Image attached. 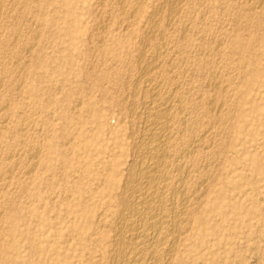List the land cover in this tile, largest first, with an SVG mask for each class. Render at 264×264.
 <instances>
[{"label": "rangeland", "instance_id": "1", "mask_svg": "<svg viewBox=\"0 0 264 264\" xmlns=\"http://www.w3.org/2000/svg\"><path fill=\"white\" fill-rule=\"evenodd\" d=\"M34 1L36 3H34ZM98 1L32 0V2H30L28 6L29 9L27 8V6L23 7L20 3L15 2L13 5H17V12H15L16 9L13 10L15 7H11L12 10L9 8V11H11V15H19L16 19H12L7 22L4 19L5 22L3 21V26L5 27H2V29L0 30L2 39H6V43H10L6 44L8 46L5 48H8L10 45L12 49L14 47H17L16 49H13L14 51H23L22 56L21 53L17 56L20 58L22 57L21 59L18 58L19 61L21 60L20 63L18 60H16L17 57L14 59L15 56L13 57L9 55L10 51L12 52V54L14 53L13 50H10L11 48H9L8 50V55L3 56L2 58L0 57L3 60L6 59V62L8 61L7 63L9 65V68H16L12 71V75L16 77L14 78L12 76V79H10L11 87L14 88L11 89L13 92L11 90L8 92L0 90V94L2 93L0 95L1 102H5L8 106H10V109H8V113L9 115L12 114V116L8 115V119L5 118L7 121L0 120V124L2 126H0V129H2L0 130V132L2 131L1 134H3L1 143L3 144V149L8 148L7 150H9L10 148L8 146L10 144H13L12 149H10L12 150V154H16V156L14 154V156H12V158H14V162H16V158L17 161H20V159L22 158V162L18 161V163L15 164L16 166L14 167V169L16 170L13 169V171L10 173L11 178H13L14 180V185L11 184L10 186H7L8 188L6 187L7 190H4L6 191V193L8 192L11 197H13V204L8 207L5 206L8 204L1 205L2 208L0 207V209L2 211L0 210V216L6 220V226L9 227L8 229L12 228V226H15L17 230L20 229L26 231L28 229L37 232L38 237H40L41 239L44 238L47 241L45 242V244H48V247H45L46 245L43 243L46 249L42 253L34 254L28 264H52L50 262L52 260L55 261V263L53 264L107 263V261L101 255H98V247H96L97 244L93 242V239L99 236H107L109 232H107L108 230L106 229L103 230V228L96 229L98 218H96V216L94 215V210H100L102 205L111 201L110 192L113 191L109 188L110 180H112L113 183L120 182V184L123 181V174L125 171V165L123 163L130 157V152L135 149V143L131 139V136L134 133L136 138H138L140 136L139 134L143 133L146 129V127L143 126L145 124L141 122H144L143 117H141L142 119L140 118V116L142 115L140 113L142 111L141 106L143 105V101H149L153 97L152 94L154 92L159 93V91L161 93L157 95L159 96L158 98H160L161 100L162 95L163 97L165 96L164 98H162V100L166 101L168 99V102L166 101V104L168 103V106H172V110H169L170 113L168 118H170L173 123H169L168 129L170 131L168 130L166 135L170 139V141L168 139V142L170 143V145L168 144V152L170 151L169 153L171 155V158L174 156L177 157H174L171 160L172 162L168 164L167 168L173 167V170L169 169L171 171L172 177L173 174L175 175L173 179L176 178L178 172H182L184 168V173L186 175L188 174V178L186 179L187 182L185 181L184 183L183 189H185L183 190V192L186 191V195L191 200V202L190 200H188L187 202V207L191 214V216L189 217L191 218L186 217L185 219H183V221H180L179 224L180 228L182 227L181 229H183L182 231H179V233L177 232L178 239L175 243L176 248H179L180 246V248L176 251V258L180 261L179 264H264V30H262L264 29V4L258 7L259 3L262 2L261 0H247L248 4L251 5L252 3L255 10L258 7L257 12L255 13L263 14H255L258 19V23L257 26L253 27V25L248 23L245 19L248 17L249 13L244 10L246 9L244 6V2L246 0H181L183 2L180 3H182V5L184 4V6H181L180 4L181 8L178 9V23L177 21H175L174 23L166 16H163L166 11L169 10V6H166V2H164V0H142L143 2L141 0H126L129 5L125 2L124 7H126H122L123 9L121 8V5L118 4L119 0ZM100 1L103 2L100 3ZM159 2H161V4ZM162 3L165 5H163ZM255 3L258 4L255 6ZM162 5L165 7L163 8ZM21 6L23 12H21ZM128 6L132 8L128 9ZM160 6H162V8ZM242 7H244V9ZM24 8H27L26 10H28V13L25 12L26 10ZM158 8L162 10H157ZM126 9L130 11L133 10L134 12L129 16L128 13L124 12V10L126 11ZM153 10L155 13V19L152 21H156L155 24L157 23L158 25L161 23L164 24V26H166V29H164L162 32L163 38L160 39V37H162L160 36L156 39L154 38L156 41H153V38L144 41L142 32L144 29L150 26V24L153 23L152 21L150 23L149 19V16L153 12ZM156 10L159 13L157 12L156 14ZM235 11L237 13H235ZM21 13L22 15H20ZM26 13L29 17L28 20L30 19L31 22L30 20L29 22L25 21L27 20ZM18 18H22V20L24 21H19L20 19ZM261 18L263 19L261 20ZM39 20H41V22ZM168 20H170L171 22ZM16 21H18V23ZM234 21H237V23ZM188 22L189 24H187ZM179 23H182V25H184L186 29H183V27L180 26ZM144 24L146 27H144ZM14 25L18 28V30H20V32L17 33V36L15 37L13 35H11L10 38L6 37L7 26L8 28H13L15 27ZM29 25L32 26V30L33 27L35 29L37 28L36 31H32L30 29L31 27H28ZM37 26L40 27L38 28ZM247 28L249 29L247 30ZM181 31L185 33L184 37H186V43H184V45H186L188 42L186 46L182 45V41L184 38L181 39V37L179 36L182 33ZM32 32H36L33 35L35 37V41H33V36V39H31L32 37H30L32 35ZM38 32H40L41 34ZM37 33L39 34V36L36 35ZM237 34L240 35L241 39L244 42L251 44V47L253 46V52L257 51L259 57L255 55L253 59L254 61L252 63H246L244 61L242 62V59L239 58L238 54H236L235 51L231 52L230 46L233 45L235 36ZM21 35L24 36L26 43L24 42V38ZM12 37L19 40L16 39L15 42L14 38ZM13 40L14 46L12 43ZM21 41H23L24 43L22 42V44ZM27 41L29 42L27 43ZM142 41L145 44H143ZM16 43L17 45L15 46ZM28 44H31L29 48ZM22 45H26L27 48L30 49V51L27 48L25 49L26 46L24 47ZM141 45L144 46V55L138 58V50H140V48L142 47ZM158 46L161 48L157 49L159 48ZM218 46H222V48L218 49ZM216 47L217 49H214ZM3 48H0L1 52ZM95 48L97 51L94 50ZM176 49L180 54L176 51ZM183 49L185 50V53L181 51ZM220 51H224L225 55L222 56L223 53H220ZM27 52L32 53H29L28 55ZM156 53H159L158 56ZM186 53L189 55H187ZM228 54L229 56H227ZM222 58H225V68L222 65ZM152 61H157L158 63H156L157 66L159 65V67L156 66V68H154L152 72L148 74L151 76H145V74H143L140 70L142 69L143 65L146 66L147 63H150ZM22 62L24 63L22 64ZM144 62L146 63V65ZM227 66L231 68L229 69L227 68ZM236 66H238V69ZM243 66L244 68H242ZM249 67H252L250 68V70L254 69V71L259 72L256 76L253 77L252 83H248V79L251 76L250 70L248 69ZM225 69H227L226 72ZM231 69L233 70V72ZM137 70L139 71V73ZM14 71H17V73H15ZM152 73L154 74V76H157L158 74L159 77H154ZM248 73H250L249 76ZM140 74H143V76L141 75L142 77H138V75ZM237 76L239 78H237ZM150 77L152 78L149 79ZM219 77H221V79H219ZM23 78L24 80H22ZM136 78H142V80H136ZM211 79L216 80V82H211ZM217 79L219 80V82ZM160 80L166 83L163 84L164 82H161ZM155 81L157 83L159 82V85ZM217 82L221 87L217 85ZM124 83L127 84H125L126 87H124ZM139 83L143 86H141ZM157 86L158 88H156ZM219 87L220 89H224L220 90ZM232 87L234 89H232ZM153 88H156L158 90L155 89L156 91L154 90L153 93H150V90L152 92ZM207 89H209L210 91ZM146 90L149 92H146ZM132 94L135 98H133V96H130ZM145 95L146 98H144ZM224 96H227V98H224ZM142 97L144 100L142 99ZM124 99L126 101H124ZM127 99L133 102L137 100L134 104H136V109L140 114L135 109L138 114H131V117L133 118H131L130 115L127 114V112L125 113L123 111L124 107L125 111L128 108V103L126 104V102H128ZM171 99L175 102H172ZM185 99L186 101H184ZM200 100L202 101V103L200 102ZM179 101H183L181 103L183 107L185 104V108L183 109L186 111L182 110V107L179 108ZM123 102L125 104L123 105V107H121ZM72 107L74 110L71 109ZM119 108L122 110H120ZM174 108L179 110H175ZM188 108L190 112L189 110H187ZM41 109L44 110L42 111ZM73 111H76V113L74 114ZM219 111H221L222 113ZM44 112L48 114H44ZM225 112L229 113L230 116H228V114ZM233 112H235V114ZM175 114L178 115L176 116V118L178 117L177 119L175 118ZM48 115L50 116V118ZM170 116H173V118L171 119ZM216 116L219 119H217ZM231 116H233L234 118L232 117L231 119ZM128 117H130V119H128ZM179 117L181 118L182 122H180ZM21 118L25 120H22ZM138 118L140 119L138 120ZM201 118L203 120H201ZM19 120L24 121L22 123L23 125L19 124V122H21ZM128 120H131L132 124H128ZM135 120H138V122H136ZM173 120H176V123ZM177 120L181 123L182 126H180L179 123V126L177 127ZM187 121H189V123ZM49 122L51 125L49 124ZM42 123L46 124L41 128ZM171 123L173 127H177L174 128L176 131H174L173 127H171ZM174 123L176 124V126ZM132 125L135 126L136 129H140H138V133H136L137 130ZM190 125L192 128L190 127ZM54 126L56 129L54 128ZM180 127L183 129V131L182 129H180ZM188 127H190V129H188ZM195 127L198 128L195 130ZM17 129L19 131L21 130V134L17 135V132L20 133ZM128 129L132 130V134ZM213 129L214 131H212ZM202 130H204L205 132ZM153 131L154 130L152 129L151 132L153 133ZM172 131L173 135L171 134ZM22 132L24 133L22 134ZM152 133H150V135H152ZM180 133H183L184 135L182 134V136L180 135ZM176 134H178V136ZM122 135L125 136L123 137ZM186 135L188 136V138ZM70 136H72L73 139ZM180 136H182L181 139H184L185 137V140H182L183 142L181 141L182 144H180L181 142H179L181 140ZM37 137L40 140L38 139L36 142L35 139H37ZM175 137H177V141L179 143L175 141ZM189 137H192L193 139ZM198 137L200 139V142L198 140ZM18 138L21 139L17 140ZM201 138L205 139L201 140ZM173 139L174 144H172ZM186 139H189L190 141H187ZM52 140L53 142H51ZM16 141H19L17 142L18 145H14ZM208 141H210V144L208 143ZM40 142L42 143V145L40 144ZM61 142H63V144ZM108 142L110 143L107 144ZM194 142H199L203 145L201 144L200 146L199 143L195 144ZM171 144L173 149H171ZM51 145H54L59 151L57 152L52 150L50 148ZM111 145L114 147V149ZM173 145L176 147L177 145H179L180 147L178 146V148L176 149ZM42 146L44 148H42ZM186 148L188 152H186ZM14 149H16V152L14 151ZM182 149L185 150L181 153ZM192 150H195V153L192 152ZM173 151H175L176 153ZM208 151H210L209 154ZM172 152L175 153L174 156ZM177 152L181 153L183 156L181 154H178ZM190 152L192 153L188 155V153ZM36 153L39 157L36 155ZM17 154L18 156H20L17 157ZM176 154L182 157L180 158ZM184 154L190 156V161H193V165L195 164L197 167L195 165V167H192L191 165L189 166V159L186 160V157L188 158V156H184ZM21 155H23L24 159ZM31 155L32 157H30ZM34 155L37 156L39 160ZM210 156L212 158H210ZM178 159L179 162H177ZM173 161L176 162H174L173 164ZM33 162H35L34 165ZM185 162L188 164L189 168H187V164H185ZM38 164H42V167H36ZM20 165L23 166L21 167ZM174 165L176 166V169ZM179 165L180 167L183 166L181 168L182 170L178 168ZM28 166L31 167V170L28 169ZM33 166H35V171L34 169L32 171ZM20 168L23 169L21 170ZM176 170H178V172ZM18 171L22 172H20L19 174V179H16L15 176H17L18 178ZM27 171L31 172L25 175ZM72 174L74 175L72 176ZM20 176L22 178H20ZM25 177L27 178V181H25ZM172 177L170 176L169 181L172 179ZM173 179L170 182H167V188H177V185H179L178 179H174L175 183L173 182ZM63 180H65V182ZM16 181L19 183L21 189L23 188L22 191L16 185ZM26 189L29 192H27ZM12 190L14 192H11ZM34 192L40 194L42 196V200L34 198V195H30ZM69 193L71 194V196ZM198 196H201L200 199ZM69 197L71 198L69 199ZM84 197L86 198L84 199ZM194 197L196 198V200L194 199ZM197 201L200 202L199 205ZM195 207L197 208V210L194 211V209H196ZM190 208H192L193 210ZM13 212H17L20 215L19 220L15 219L12 216ZM32 214L36 215L37 217L34 218V215ZM197 219L203 220V223L200 226L196 224ZM43 221L47 222L46 225H43ZM166 229L167 228H164L163 232H166ZM99 231L100 233H98ZM180 233L182 236H179ZM169 238H171V236H169ZM169 238L167 239V242L169 241ZM15 241L16 242L13 247L18 248V251L22 254V257H26V255L29 253V244L27 240L24 237H16ZM177 243H179L178 246ZM99 244L105 246L106 241L102 239L101 241H99ZM162 246L160 245L159 247L160 253L157 251L160 258L162 257V255L160 254L163 252H161V249L163 250L164 247ZM188 248L193 249L192 254L189 252ZM57 259H60V261H56Z\"/></svg>", "mask_w": 264, "mask_h": 264}, {"label": "bare ground", "instance_id": "2", "mask_svg": "<svg viewBox=\"0 0 264 264\" xmlns=\"http://www.w3.org/2000/svg\"><path fill=\"white\" fill-rule=\"evenodd\" d=\"M98 1V0H97ZM142 1V0H141ZM190 1V0H189ZM201 1V0H200ZM260 1V0H259ZM262 2H260L259 3V5H258V7L259 6H262L264 3H263V0H261ZM15 2H17V3H20L23 7L24 6H27V8H28V6H29V4H30V2H32V0H0V30L2 29V27H5V26H3V21H4V19H5V21L7 22V21H10V20H14V19H16L17 18V16L19 15H17V16H14V15H11V11H9L10 9L12 10V8L13 7H15L13 10H15V12H17V8H16V6L17 5H13ZM45 2V1H44ZM103 1H100V3H102ZM119 3L118 4H120L121 5V8L122 7H124V5H125V2H126V0H119L118 1ZM143 2V1H142ZM164 2H166V6L168 7L169 6V10L168 11H166V13L163 15V16H166L167 18H169L171 21H173L174 23H175V21H177V23H178V17H177V12L179 11L178 9L179 8H181L180 7V4H181V6H184V4L182 5V3H180V2H183V1H181V0H164ZM163 2V3H164ZM244 2V1H243ZM242 2V3H243ZM258 2V1H257ZM16 3V4H17ZM34 3H36L35 1H34ZM98 3H99V1H98ZM111 3V2H110ZM160 4H161V2H159ZM162 3V4H163ZM245 4H244V6H245V8L246 9H244V7H242L245 11H247V12H249L248 13V17L247 18H245L246 19V21L248 22V23H250L251 25H253V27L254 26H257V23H258V19H257V17L255 16V14L256 15H263V14H260V13H255V12H257V8H256V10H255V8H254V6L252 5V3H251V5L250 4H248V2H247V0L244 2ZM126 4H128L127 2H126ZM204 4V3H203ZM258 4V3H257ZM256 3L254 4L255 6L257 5ZM13 5V6H12ZM49 5V4H48ZM98 5V4H97ZM129 5V4H128ZM132 5H133V3H132ZM163 5H165V4H163ZM162 5V6H163ZM200 5H201V3H200ZM205 5V4H204ZM229 5V4H228ZM22 6H21V9H22ZM31 6V5H30ZM155 6V5H154ZM159 6V5H158ZM157 6V7H158ZM162 6H160L161 8H162ZM12 7V8H11ZM19 7H20V5H19ZM126 7V6H125ZM124 7V8H125ZM156 7V8H157ZM165 6H163V8H164ZM224 7V6H223ZM231 7V6H230ZM236 7V6H235ZM10 8V9H9ZM26 8V9H27ZM92 8H94V7H92ZM130 7L128 6V9H129ZM132 8V7H131ZM130 8V9H131ZM183 8V7H182ZM229 8V7H228ZM234 8V7H233ZM232 8V9H233ZM261 8V7H260ZM264 8V7H263ZM20 9V10H21ZM25 9V8H24ZM25 9V10H26ZM29 9V8H28ZM123 9V8H122ZM167 9V8H166ZM219 9V8H218ZM33 10H35V9H33ZM155 10V9H154ZM154 10H153V12L150 14V23H151V21L152 20H154L155 19V13H154ZM157 10H162V9H157ZM155 11L156 12V14H157V12L158 11ZM230 10V9H229ZM238 10V9H237ZM120 11V10H119ZM123 11V10H122ZM121 11V12H122ZM140 11V10H139ZM13 12V11H12ZM19 12V11H18ZM21 12H23V9L21 10ZM25 12H27L28 13V10H26ZM24 12V13H25ZM37 12V11H36ZM96 12V11H95ZM103 12V11H102ZM124 12L125 13H128L129 14V16H130V14H132L134 11L133 10H127L126 9V11L124 10ZM161 12V11H160ZM260 12V11H259ZM23 13V14H24ZM27 13H26V15H27ZM35 13V12H34ZM93 13V12H92ZM111 13V12H110ZM159 13V12H158ZM193 13V12H192ZM206 13V12H205ZM231 13V12H230ZM235 13H237L236 11H235ZM12 14H14V13H12ZM96 14V13H95ZM190 14V13H189ZM227 14V13H226ZM15 15H16V13H15ZM20 15H22V13L20 14ZM33 15V14H32ZM105 15V14H104ZM103 15V16H104ZM136 15V14H135ZM194 15V14H193ZM206 15V14H205ZM244 15V14H243ZM25 16V15H24ZM102 16V17H103ZM113 16V15H112ZM160 16V15H159ZM236 16V15H235ZM242 16V15H241ZM240 16V17H241ZM34 17V16H33ZM33 17H32V19H33ZM96 17V16H95ZM101 17V16H100ZM154 17V18H153ZM184 17V16H183ZM226 17V16H225ZM244 17V16H243ZM24 18V17H23ZM28 15H27V20H25V21H28L29 22V20H28ZM57 18V17H56ZM104 18V17H103ZM153 18V19H152ZM161 18V17H160ZM238 18V17H237ZM18 19H20V18H18ZM17 19V20H18ZM37 19V18H36ZM102 19V18H101ZM157 19V18H156ZM186 19V18H185ZM193 19V18H192ZM244 19V20H245ZM263 18H261V20H262ZM22 20V18L19 20V21H21ZM38 20V19H37ZM36 20V21H37ZM97 20V19H96ZM130 20V19H129ZM148 20V19H147ZM159 20V19H158ZM170 20H168V21H170ZM191 20V19H190ZM189 20V21H190ZM225 20V19H224ZM235 20V19H234ZM260 20V19H259ZM264 20V19H263ZM4 21V22H5ZM22 21H24V20H22ZM40 22H41V20H39ZM38 21V22H39ZM101 21V20H100ZM165 21V20H164ZM170 21V22H171ZM187 21H188V19H187ZM17 23H18V21H16ZM30 22H31V20H30ZM107 22V21H106ZM121 22V21H120ZM135 22V21H134ZM153 22V21H152ZM156 22V21H155ZM155 22H153L152 24H150V26H148L146 29H144L143 30V32H142V34H143V40L144 41H146V40H150V39H152L153 41H156L155 39L157 38V37H160V36H162V32H163V30L164 29H166V26H164V24H155ZM234 22H236L237 23V21H234ZM13 23V22H12ZM17 23H16V25H17ZM21 23H23V22H21ZM20 23V24H21ZM27 23V22H26ZM34 23V22H33ZM33 23H32V25H33ZM36 23V22H35ZM43 23V22H42ZM118 23V22H117ZM131 23V22H130ZM173 23V24H174ZM192 23V22H191ZM221 23V22H220ZM245 23V22H244ZM260 23V22H259ZM31 24V23H30ZM147 24V23H146ZM180 24V26H182L183 27V29H186L185 27H184V25H182V23H179ZM187 24H189V22L187 23ZM201 24V23H200ZM11 25V24H10ZM23 25H25V24H23ZM41 25V24H40ZM128 25V24H127ZM165 25H167V24H165ZM237 25V24H236ZM249 25V24H248ZM262 25V24H261ZM15 26V25H14ZM36 26V25H35ZM97 26V25H96ZM106 26V25H105ZM188 26V25H187ZM201 26V25H200ZM217 26V25H216ZM260 26V25H259ZM21 27H22V25H21ZM27 27V26H26ZM28 27H31L30 29L32 30V26H28ZM38 27V26H37ZM40 27V26H39ZM38 27V28H39ZM102 27V26H101ZM144 27H146L145 26V24H144ZM169 27V26H168ZM175 27H176V25H175ZM181 27V28H182ZM191 27V26H190ZM236 27V26H235ZM246 27H248V26H246ZM23 28H24V26H23ZM99 28V27H98ZM171 28V27H170ZM180 28V27H179ZM243 28V27H242ZM245 28V27H244ZM264 28V27H263ZM20 29V28H19ZM37 29V28H36ZM36 29L33 27V30H35L36 31ZM94 29V28H93ZM104 29V28H103ZM197 29V28H196ZM210 29V28H209ZM241 29V28H240ZM249 28H247V30H248ZM255 29H256V27H255ZM258 29V28H257ZM25 30V29H24ZM32 30V31H33ZM216 30V29H215ZM262 30H264V29H262ZM261 30V31H262ZM26 31H27V28H26ZM30 31V30H29ZM166 31V30H165ZM165 31H164V33H165ZM185 31V30H184ZM223 31V30H222ZM246 31V30H245ZM2 32V31H1ZM20 32V30H18V28L15 26V27H13V28H8V26H7V29H6V37H8V38H10L11 37V35H13L14 37L15 36H17V33H19ZM22 32V31H21ZM182 33L179 35L180 37H181V39H183V41H182V45H184V43H186V37H184V35H185V33L183 32V31H181ZM199 32V31H198ZM232 32V31H231ZM252 32V31H251ZM254 32H255V30H254ZM257 32V31H256ZM34 33H36V32H34ZM34 33L32 32V35L30 36V34H29V36L30 37H32L33 35H34ZM38 33H40V32H38ZM36 34V35H38L39 36V34ZM211 33V32H210ZM259 33V32H258ZM262 33V32H261ZM261 33H260V35H261ZM264 33V32H263ZM1 34V33H0ZM41 34V33H40ZM167 34V33H166ZM197 34V33H196ZM200 34V33H199ZM224 34V33H223ZM231 34V33H230ZM257 34V33H256ZM19 35V34H18ZM35 35V36H36ZM95 35V34H94ZM169 35V34H168ZM187 35V34H186ZM201 35V34H200ZM219 35H221V34H219ZM225 35V34H224ZM227 35V34H226ZM22 36V35H21ZM167 36V35H166ZM177 36H178V34H177ZM216 36V35H215ZM257 36V35H256ZM14 37H12V38H14ZM20 37V36H19ZM18 37V38H19ZM23 38H24V36H22ZM34 37V36H33ZM33 37L31 38V39H33ZM103 37H105V36H103ZM179 37V38H180ZM11 38V39H12ZM21 38V37H20ZM26 38H27V36H26ZM29 38V37H28ZM97 38V37H96ZM100 38V37H99ZM155 38V39H154ZM161 38H163V36L162 37H160V39ZM202 38V37H201ZM17 39V38H16ZM16 39L14 38V40H15V42H16ZM139 39V38H138ZM159 39V38H158ZM159 39V40H160ZM188 39V38H187ZM210 39V38H209ZM212 39V38H211ZM14 40L12 41V43L14 42ZM17 40H19V39H17ZM21 40V39H20ZM36 40H37V38H36ZM164 40V39H163ZM166 40V39H165ZM224 40V39H223ZM5 41V42H4ZM26 40H25V38H24V42H25ZM33 41H35V37H34V40ZM97 41V40H96ZM161 41V40H160ZM179 41V40H178ZM205 41V40H204ZM220 41V40H219ZM246 41V40H245ZM11 42V41H10ZM19 42V41H18ZM23 41H21V43H22ZM23 42V43H24ZM29 41H27V43H28ZM30 42H32V41H30ZM36 42H38V41H36ZM143 42V41H142ZM217 42V41H216ZM222 42V41H221ZM22 43V44H23ZM26 43V42H25ZM147 43H150V42H147ZM146 43V44H147ZM155 43V42H154ZM160 43V42H159ZM6 44H10V43H6V39L5 40H3L2 39V35H0V48L2 49L3 47V50H2V52H1V50H0V52H1V54H0V57L2 58L3 56H6V55H8L7 53H8V50H9V48H11L10 47V45H9V47L8 48H5V47H7L8 45H6ZM36 44V43H35ZM35 44H32V45H35ZM95 44V43H94ZM143 44H145L144 42H143ZM161 44V43H160ZM162 44H163V42H162ZM169 44V43H168ZM170 44H172V43H170ZM180 44V43H179ZM187 44H188V42H187ZM186 44V45H187ZM214 44V43H213ZM213 44H212V47H213ZM220 44V43H219ZM263 44V43H262ZM17 45V43L15 44V46ZM20 45V44H19ZM31 45V44H30ZM30 45L28 44V48L30 47ZM186 45H184V46H186ZM206 45V44H205ZM251 44H248V43H246V42H244L242 39H241V37H240V35H236L235 36V39H234V43H233V45H231L230 46V50H231V52H236V54H238V56H239V58H241L242 59V62L244 61V62H246V63H252L254 60V57H255V55L256 56H258V53H257V51H255V52H253V50H252V47L250 46ZM12 46V45H11ZM13 46H14V43H13ZM22 46H24V45H22ZM26 46V45H25ZM24 46V47H25ZM43 46V45H42ZM142 47L140 48V50H138L139 51V54H138V58H140V56L142 57V55H144L143 54V49H144V46L143 45H141ZM175 46V45H174ZM216 46H217V44H216ZM33 47V46H32ZM41 47V46H40ZM61 47V46H60ZM137 47V46H136ZM159 47V46H158ZM202 47V46H201ZM209 47V46H208ZM219 47V46H218ZM256 47V46H255ZM260 47V46H259ZM15 48V47H14ZM13 48V49H14ZM17 48V47H16ZM15 48V49H16ZM27 48V46L25 47V49ZM27 48V49H28ZM161 47H159V48H157V49H160ZM167 48V47H166ZM188 48V47H187ZM220 48H222V46L221 47H219L218 49H220ZM12 48L10 49V50H13ZM21 49V48H20ZM25 49H24V51H25ZM98 49V48H97ZM169 49V48H168ZM173 49V48H172ZM178 49V48H177ZM177 49H176V51H177ZM182 49V48H181ZM206 49V48H205ZM214 49H217V47L216 48H214ZM213 49V50H214ZM23 50V49H22ZM29 51H30V49H28ZM27 50V51H28ZM94 50H96V48L94 49ZM137 50V49H136ZM156 50V49H155ZM162 50V49H161ZM160 50V51H161ZM166 50V49H165ZM188 50V49H187ZM186 50V51H187ZM201 50V49H200ZM199 50V51H200ZM14 51V50H13ZM16 51V50H15ZM14 51V53L12 54V52L10 53L9 52V55L10 56H15L14 57V59L21 53V56L23 55V51L22 52H20V51H16L15 52ZM97 51V50H96ZM154 51V50H153ZM172 51V50H171ZM180 51V50H179ZM181 51H183L184 53H185V50L183 49V50H181ZM192 51V50H191ZM217 51H219V50H217ZM226 51V50H225ZM156 52V51H155ZM169 52V51H168ZM178 52V51H177ZM189 52V51H188ZM197 52V51H196ZM205 52V51H204ZM28 53V52H27ZM30 53V52H29ZM29 53H28V55H29ZM32 53V52H31ZM30 53V54H31ZM97 53V52H96ZM162 53V52H161ZM179 53V52H178ZM210 53V52H209ZM220 53H223L222 54V56H224L225 55V52L223 51V52H221L220 51ZM230 53V52H229ZM12 54V55H11ZM44 54V53H43ZM95 54V53H94ZM157 54V53H156ZM159 54V53H158ZM158 54H157V56H158ZM180 54V53H179ZM187 54V53H186ZM185 54V55H186ZM191 54V53H190ZM155 55V54H154ZM162 55V54H161ZM187 55H189V54H187ZM216 55V54H215ZM103 56V55H102ZM181 56V55H180ZM183 56H184V54H183ZM220 56V55H219ZM227 56H229V54L227 55ZM261 56V55H260ZM24 57V56H23ZM30 57V56H29ZM154 57V56H153ZM156 57V56H155ZM259 57V56H258ZM0 58V90H4V91H10L11 89H14L13 87H11V81H10V79H12V76L14 77V75H12V71L13 70H15V69H13V67L12 68H9L8 66V61L6 62L5 60H3V59H1ZM18 58H20V57H17L16 58V60H18L19 61V59ZM22 58V57H21ZM20 58V59H21ZM60 58V57H59ZM170 58V57H169ZM173 58V57H172ZM184 58V57H183ZM190 58V57H189ZM195 58V57H194ZM110 59V58H109ZM191 59V58H190ZM223 59V62H222V65H223V67L225 68V66H226V62H224V60H225V58H222ZM227 59H228V57H227ZM170 60V59H169ZM176 60V59H175ZM184 60V59H183ZM186 60H188V59H186ZM237 60V59H236ZM263 60V59H262ZM21 61V60H20ZM20 61H19V63H20ZM105 61V60H104ZM215 61V60H214ZM6 62V63H5ZM95 62V61H94ZM138 62V61H137ZM143 62V61H142ZM157 62V61H156ZM156 62H154V61H152V62H150V63H147V65H146V63H145V65L146 66H142L141 64H139V65H141L142 66V69L140 70V71H142V73L143 74H145V76L147 75V76H151V75H148V74H150L151 72H152V70L154 69V68H156V66H157V63ZM173 62V61H172ZM184 62V61H183ZM189 62V61H188ZM208 62V61H207ZM217 62V61H216ZM237 62V61H236ZM24 62H22V64H23ZM161 63V62H160ZM159 63V64H160ZM198 63V62H197ZM205 63V62H204ZM210 63H212V62H210ZM232 63H234V62H232ZM238 63V62H237ZM10 64V63H9ZM26 64V63H25ZM24 64V65H25ZM95 64V63H94ZM209 64V63H208ZM18 65H21V64H18ZM190 65V64H189ZM205 65V64H204ZM211 65V64H210ZM213 65V64H212ZM221 65V66H222ZM235 65V64H234ZM233 65V66H234ZM242 65V64H241ZM23 66V65H22ZM21 66V67H22ZM109 66V65H108ZM141 66H140V68H141ZM164 66V65H163ZM163 66H162V68H163ZM172 66V65H171ZM182 66V65H181ZM187 66V65H186ZM208 66V65H207ZM245 66V65H244ZM244 66L242 67V68H244ZM94 67V66H93ZM157 67H159V65L157 66ZM169 67V66H168ZM175 67V66H174ZM192 67V66H191ZM237 67V69H238V66H236ZM139 68V67H138ZM182 68V67H181ZM187 68H189V67H187ZM207 68V67H206ZM219 68V67H218ZM227 68H229L228 66H227ZM231 68V67H230ZM229 68V69H230ZM250 68H252V67H249L248 69L250 70ZM24 69V68H23ZM22 69V70H23ZM203 69V68H202ZM228 69V70H229ZM241 69V68H240ZM240 69H239V71H240ZM37 70V69H36ZM157 70H159V69H157ZM162 70V69H161ZM160 70V71H161ZM165 70V69H164ZM178 70V69H177ZM226 70L227 69H225V72H226ZM232 70V69H231ZM235 70H236V68H235ZM234 70V71H235ZM24 71V70H23ZM138 71V70H137ZM155 71V70H154ZM169 71H171V70H169ZM200 71V70H199ZM224 71V70H223ZM243 71V70H242ZM15 72V71H14ZM13 72V73H14ZM84 72V71H83ZM89 72V71H88ZM93 72V71H92ZM168 72V71H167ZM177 72V71H176ZM207 72V71H206ZM232 72H233V70H232ZM244 72V71H243ZM15 73H17V71L15 72ZM130 73V72H129ZM138 73H139V71H138ZM158 73V72H157ZM160 73V72H159ZM163 73V72H162ZM166 73V72H165ZM203 73V72H202ZM220 73V72H219ZM237 73H238V71H237ZM250 73H251V76H250V78L248 79V83H252V79H253V77L254 76H256L259 72L258 71H254V69L253 70H250ZM250 73H248V76H249V74ZM23 74V73H22ZM22 74H21V76H22ZM137 74V73H136ZM143 74H140V75H138V77H140L141 75L143 76ZM153 74V73H152ZM156 74V73H155ZM167 74V73H166ZM176 74H178V73H176ZM180 74V73H179ZM185 74V73H184ZM242 74V73H241ZM241 74H239V75H241ZM15 75H17V74H15ZM160 75V74H159ZM163 75V74H162ZM207 75V74H206ZM244 75V74H243ZM242 75V76H243ZM128 76V75H127ZM137 76V75H136ZM141 76V77H142ZM153 76H154V74H153ZM152 76V77H153ZM161 76V75H160ZM209 76V75H208ZM228 76V75H227ZM245 76V75H244ZM16 77V76H15ZM14 77V78H15ZM152 77H150L149 79H151ZM154 77H159L158 76V74H157V76L155 75ZM177 77V76H176ZM187 77V76H186ZM202 77V76H201ZM210 77V76H209ZM222 77V76H221ZM221 77H219V79H221ZM229 77V76H228ZM247 77V76H246ZM102 78V77H101ZM147 78V77H146ZM162 78V77H161ZM165 78V77H164ZM172 78V77H171ZM182 78V77H181ZM196 78H197V76H196ZM237 78H239L238 76H237ZM110 79V78H109ZM138 79H140V78H136V80H138ZM148 79V80H149ZM159 79V78H158ZM235 79V78H234ZM14 80V79H13ZM22 80H24V78L22 79ZM88 80V79H87ZM140 80H142V78L140 79ZM162 80V79H161ZM160 80V81H161ZM213 79H211V82H216V80H213ZM218 80V79H217ZM232 80V79H231ZM236 80V79H235ZM239 80V79H238ZM9 81V82H8ZM16 81V80H15ZM86 81V80H85ZM126 81V80H125ZM144 81V80H143ZM146 81H147V79H146ZM149 81H151V80H149ZM157 81V80H156ZM155 81V82H156ZM166 81V80H165ZM174 81V80H173ZM183 81V80H182ZM206 81V80H205ZM227 81V80H226ZM247 81V80H246ZM21 82V81H20ZM137 82V81H136ZM142 82V81H141ZM152 82V81H151ZM151 82H150V84H151ZM161 82H164V81H161ZM176 82V81H175ZM202 82V81H201ZM218 82H219V80H218ZM218 82H217V85H219L218 84ZM118 83V82H117ZM145 83V82H144ZM154 83V82H153ZM157 83V82H156ZM155 83V84H156ZM159 83V82H158ZM157 83V84H158ZM166 82H164L163 84H165ZM222 83V82H221ZM229 83H230V81H229ZM241 83V82H240ZM239 83V84H240ZM126 83H124V85H125ZM140 84V83H139ZM138 84V85H139ZM156 84V85H157ZM169 84V83H168ZM167 84V85H168ZM176 84H178V83H176ZM186 84V83H185ZM214 84V83H213ZM212 84V85H213ZM231 84H232V81H231ZM127 85V84H126ZM126 85L124 86V87H126ZM135 85V84H134ZM141 85V84H140ZM149 85V84H148ZM159 85V84H158ZM174 85V84H173ZM202 85H203V83H202ZM206 85V84H205ZM255 85V84H254ZM14 86V85H13ZM102 86V85H101ZM120 86V85H119ZM141 86H143V85H141ZM151 86V85H150ZM220 86V85H219ZM225 86V85H224ZM223 86V87H224ZM229 86V85H228ZM244 86V85H243ZM148 87V86H147ZM170 87V86H169ZM168 87V88H169ZM199 87H200V85H199ZM221 87V86H220ZM220 87H219V89H220ZM237 87V86H236ZM57 88V87H56ZM145 88V87H144ZM156 88H158V86L156 87ZM155 88V89H156ZM161 88V87H160ZM154 88H153V90H152V92H151V90H150V93H153L154 92V90H155ZM213 89V88H212ZM218 89V90H219ZM224 88H222V89H220V90H223ZM229 89V88H228ZM231 89V88H230ZM232 89H234L233 87H232ZM47 90V89H46ZM60 90V89H59ZM67 90V89H66ZM129 90V89H128ZM139 90V89H138ZM156 90H158V89H156ZM155 90V91H156ZM183 90V89H182ZM201 90V89H200ZM199 90V91H200ZM207 90H209V89H207ZM219 90V91H220ZM226 90V89H225ZM224 90V91H225ZM253 90V89H252ZM12 91V90H11ZM20 91H22V90H20ZM48 91V90H47ZM118 91V90H117ZM132 91V90H131ZM134 91V90H133ZM169 91V90H168ZM173 91V90H172ZM194 91V90H193ZM204 91V90H203ZM210 91V90H209ZM224 91H221V92H224ZM13 92V91H12ZM54 92V91H53ZM145 92V91H144ZM146 92H149V91H147L146 90ZM177 92V91H176ZM182 92V91H181ZM227 92H228V90H227ZM227 92H226V94H227ZM232 92V91H231ZM102 93V92H101ZM128 93V92H127ZM133 93V92H132ZM134 93H135V91H134ZM149 93V94H150ZM159 93H161L160 91H159ZM159 93L158 92H154L152 95H153V97L149 100V101H143V105L141 106V108H142V111L140 112L142 115L140 116V118L141 117H143V119H144V122L143 121H141L142 123H144L145 125H143L144 127H146V129L144 130V132L143 133H141L140 131V133L141 134H137L138 136V138H136V136H135V134L133 133V135L131 136V139L133 140V142L135 143V149H133V151L132 152H130L131 153V155H130V157L127 159V160H125V162L123 163L124 165H125V171H124V174H123V181L121 182V184H120V182H117V183H113V181L112 180H110V183H109V188L113 191V192H110L111 193V201L109 202V203H105L104 205H102L101 206V209L100 210H94V215L96 216V218H98V220H97V225H96V229H100V228H103V230L104 229H106V230H108L107 232H109V234L107 235V236H99V237H96V238H94L93 239V242L95 243V244H97L96 245V247H98V252H99V254L98 255H101L106 261H107V263L106 264H179L180 263V261L176 258V251H177V249H179L180 248V246H179V248L177 247H175V243H176V241H177V239H178V237H177V232L179 233V231H182L183 229H181L180 228V221H183V219H185L186 217L188 218L189 216H191V214H190V212H189V209H188V207H187V202H188V200H190L189 199V197L186 195V191H184L183 192V190L185 189H183V187H184V183H185V181H186V179L188 178V174L186 175L185 173H184V170H185V168H184V170L181 172V171H179L178 172V170H176L177 172H178V174H177V176H176V178L178 179V182H179V185H177V188L175 189V187H170V188H167V182L169 181V179H170V176L172 177V175H171V171L169 170V169H172V168H167L168 167V164H170V162H172L171 160L174 158V157H177V156H174V154L176 153L175 151H173V152H175V153H173V156L174 157H172L171 158V155H170V151L168 152V144L170 145V143L168 142V139H169V137L166 135V133H167V131L169 130L168 128H169V123L170 122H172L171 120H170V118H168L169 117V110H172V106H168V103L166 104V101L168 100H162V98H164L163 97V95H162V97H161V100H160V98H158L159 96H157V95H159ZM206 93V92H205ZM2 94V93H1ZM0 94V95H1ZM51 94V93H50ZM69 94V93H68ZM117 94V93H116ZM136 94V93H135ZM138 94V93H137ZM225 94V95H226ZM242 94V93H241ZM13 95V94H12ZM56 95V94H55ZM140 95V94H139ZM147 95H148V93H147ZM169 95V94H168ZM176 95V94H175ZM11 96V95H10ZM119 96V95H118ZM125 96V95H124ZM131 97L133 96V94L132 95H130ZM157 96V97H156ZM179 96V95H178ZM203 96V95H202ZM3 97V96H2ZM14 97V96H13ZM13 97H12V99H13ZM29 97V96H28ZM70 97H71V95H70ZM120 97V96H119ZM118 97V98H119ZM123 97V96H122ZM126 97H128V96H126ZM126 97H125V99H126ZM166 97H167V95H166ZM174 97V96H173ZM172 97V98H173ZM217 97V96H216ZM227 98V96H224V98ZM231 97V96H230ZM8 98V97H7ZM133 98H135L134 96H133ZM144 98H146V95L144 96ZM176 98H177V96H176ZM214 98V97H213ZM6 99V98H5ZM27 99V98H26ZM101 99V98H100ZM124 99V101H126ZM132 99V98H131ZM142 99H143V97H142ZM203 99V98H202ZM201 99V100H202ZM207 99V98H206ZM218 99V98H217ZM7 100V99H6ZM119 100H121V99H119ZM128 100V99H127ZM135 100V99H134ZM144 100V99H143ZM170 100V99H169ZM172 100V99H171ZM200 100V102L202 103V101ZM224 100V99H223ZM259 100V99H258ZM137 101V100H136ZM135 101V102H136ZM138 101H140V100H138ZM184 101H186V99L184 100ZM214 101V100H213ZM212 101V102H213ZM25 102V101H24ZM67 102V101H66ZM121 102V101H120ZM135 102H133V101H129L128 100V102H126V104L128 103V108H127V110L125 111L124 110V108H123V111L126 113L127 112V114L128 115H130V117L132 116L131 114H134L135 113V115H136V113L138 112V110L136 109V104H134ZM142 102V101H141ZM168 102V101H167ZM171 102V101H170ZM172 102H175V101H173L172 100ZM181 102H183V101H179V103H178V106H179V108H181L182 107V110H184L183 108H185V104H184V107L182 106V103ZM190 102V101H189ZM235 102V101H234ZM26 103V102H25ZM47 103V102H46ZM50 103V102H49ZM118 103V102H117ZM138 103V102H137ZM188 103V102H187ZM186 103V104H187ZM199 103V102H198ZM204 103V102H203ZM89 104V103H88ZM125 103L123 102V104H122V106L121 107H123V105H124ZM171 104V103H170ZM195 104V103H194ZM200 104V103H199ZM229 104V103H228ZM51 105V104H50ZM120 105H121V103H120ZM203 105V104H202ZM7 105V103H2L1 102V98H0V120H2V121H7L5 118H7L8 119V117L9 116H12V114L11 115H9V113H8V109H10L9 107L10 106H8ZM12 106V105H11ZM39 106V105H38ZM53 106V105H52ZM87 106V105H86ZM90 106V105H89ZM117 106V105H116ZM126 106V105H125ZM188 106V105H187ZM197 106V105H196ZM198 106H200V105H198ZM204 106V105H203ZM202 106V107H203ZM205 106H207V105H205ZM213 106V105H212ZM244 106V105H243ZM13 107V106H12ZM78 107V106H77ZM120 107V106H119ZM170 107H171V109H170ZM191 107V106H190ZM195 107V106H194ZM215 107V106H214ZM227 107V106H226ZM237 107V106H236ZM89 108V107H88ZM140 108V107H139ZM176 108H178V107H176ZM12 109V108H11ZM37 109H39V108H37ZM71 109H73V107L71 108ZM120 109V108H119ZM135 109H136V111H135ZM175 109V108H174ZM202 109V108H201ZM219 109V108H218ZM227 109V108H226ZM225 109V110H226ZM231 109V108H230ZM26 110V109H25ZM42 110V109H41ZM44 110V109H43ZM42 110V111H43ZM74 110V109H73ZM120 110H122V109H120ZM141 110V109H140ZM175 110H179V109H175ZM174 110V111H175ZM187 110H189V108L187 109ZM192 110V109H191ZM234 110V109H233ZM237 110V109H236ZM36 111V110H35ZM38 111V110H37ZM72 111V110H71ZM119 111V110H118ZM117 111V112H118ZM184 111H186V110H184ZM222 111V110H221ZM221 111H219V112H221ZM224 111V110H223ZM226 111H228V110H226ZM25 112V111H24ZM39 112V111H38ZM46 112V111H45ZM44 112V114H48V113H45ZM74 112V111H73ZM189 112H190V110H189ZM229 112V111H228ZM12 113V112H11ZM26 113V112H25ZM24 113V114H25ZM43 113V112H42ZM76 113V111L74 112V114ZM139 113V112H138ZM137 113V114H138ZM139 113V114H140ZM172 113V112H171ZM214 113V112H213ZM222 113V112H221ZM220 113V114H221ZM225 113H227V112H225ZM234 114H235V112H233ZM257 113V112H256ZM20 114V113H19ZM24 114H22V115H24ZM33 114V113H32ZM40 114V113H39ZM124 114V113H123ZM173 114H174V112H173ZM172 114V115H173ZM183 114V113H182ZM191 114V113H190ZM228 114V116H230V114L229 113H227ZM9 115V116H8ZM68 115V114H67ZM71 115V114H70ZM186 115V114H185ZM212 115V114H211ZM20 116V115H19ZM49 116V115H48ZM124 116V115H123ZM176 116H178V115H176L175 114V118H176ZM209 116V115H208ZM215 116V115H214ZM219 116H221V115H219ZM227 116V115H226ZM53 117V116H52ZM57 117V116H56ZM122 117V116H121ZM130 117H128V119H130ZM135 117V116H134ZM171 117V119L173 118V116H170ZM182 117V116H181ZM186 117V116H185ZM191 117V116H190ZM199 117V116H198ZM217 117V116H216ZM221 117H223V116H221ZM232 117L233 116H231V119H232ZM19 118V117H18ZM22 118H23V116H22ZM21 118V119H22ZM24 118H26V117H24ZM48 118V117H47ZM49 118H50V116H49ZM75 118V117H74ZM125 118V117H124ZM123 118V119H124ZM131 118H133V117H131ZM140 118H138V120L140 119ZM174 118V119H175ZM178 118V117H177ZM176 118V119H177ZM212 118H213V116H212ZM234 118V117H233ZM3 119H5V120H3ZM10 119V118H9ZM34 119V118H33ZM136 119H137V117H136ZM142 119V118H141ZM170 121H169V120ZM179 119H180V122H182L181 121V118L179 117ZM195 119H198V118H195ZM209 119V118H208ZM217 119H219L218 117H217ZM216 119V120H217ZM222 119H224V118H222ZM239 119V118H238ZM22 120H25V119H22ZM22 120H19V121H21V122H19V124H22L24 121H22ZM35 120V119H34ZM75 120V119H74ZM134 120V119H133ZM138 120L136 121V122H138ZM184 120H185V118H184ZM191 120V119H190ZM194 120V119H193ZM201 120H203L202 118H201ZM227 120H228V118H227ZM28 121V120H27ZM32 121V120H31ZM45 121V120H44ZM47 121V120H46ZM49 121V120H48ZM80 121V120H79ZM129 122H128V124H132V121L131 120H128ZM169 121V122H168ZM174 121V120H173ZM176 121V120H175ZM174 121V122H175ZM207 121H209V120H207ZM213 121H215V120H213ZM232 121V120H231ZM39 122V121H38ZM51 122V121H50ZM50 122H49V124H50ZM121 122V121H120ZM123 122V121H122ZM135 122V123H136ZM180 122H178V120H177V123H178V125H177V127L179 126V123ZM188 123H189V121H187ZM186 122V123H187ZM193 122V121H192ZM195 122V121H194ZM198 122V121H197ZM13 123V122H12ZM27 123V122H26ZM30 123V122H29ZM33 123V122H32ZM173 123V122H172ZM172 123H171V125H172ZM176 123V122H175ZM174 123V124H175ZM190 123H191V121H190ZM196 123V122H195ZM214 123V122H213ZM224 123V122H223ZM10 124V123H9ZM25 124V123H24ZM45 124L46 123H42V125H41V128L43 127V125L45 126ZM90 124H92V123H90ZM121 124V123H120ZM194 124V123H193ZM200 124V123H199ZM206 124V123H205ZM212 124V123H211ZM227 124V123H226ZM241 124H243V123H241ZM23 125V124H22ZM51 125V124H50ZM55 125V124H54ZM114 125V124H113ZM134 125V124H133ZM132 125V126H133ZM202 125V124H201ZM216 125V124H215ZM0 126H1V124H0ZM6 126V125H5ZM5 126H4V128H5ZM20 126V125H19ZM30 126V125H29ZM71 126V125H70ZM110 126H111V124H110ZM175 126H176V124H175ZM180 126H182L181 125V123H180ZM184 126V125H183ZM185 126H186V124H185ZM188 126H189V124H188ZM195 126V125H194ZM2 127V126H1ZM0 127V128H1ZM17 127V126H16ZM15 127V128H16ZM21 127V126H20ZM19 127V128H20ZM53 127V126H52ZM112 127H114V126H112ZM130 127V126H129ZM134 128H135V126H133ZM138 127H139V123H138ZM171 127H173V125L171 126ZM177 127H173V129L174 128H177ZM190 127H191V125H190ZM190 127H188V129H190ZM238 127V126H237ZM36 128V127H35ZM50 128V127H49ZM54 128H55V126H54ZM78 128H79V126H78ZM142 128V127H141ZM154 130L153 131V133L151 132V130L152 129ZM184 128V127H183ZM192 128V127H191ZM194 128V127H193ZM198 128V127H197ZM196 127H195V130L197 129ZM203 128V127H202ZM220 128V127H219ZM240 128V127H239ZM14 129V128H13ZM22 129V128H21ZM28 129V128H27ZM43 129H46V128H43ZM56 129V128H55ZM113 129V128H112ZM136 129V128H135ZM138 129L139 128H137L136 130H137V132L136 133H138ZM172 129V130H173ZM180 129H182L181 127H180ZM187 129V128H186ZM207 129V128H206ZM205 129V130H206ZM0 130H2V129H0ZM18 130V129H17ZM16 130V131H17ZM36 130V129H35ZM129 130V129H128ZM140 130V129H139ZM142 130V129H141ZM178 130H179V128H178ZM184 130H185V128H184ZM19 131V130H18ZM21 131V130H20ZM19 131V132H20ZM27 131V130H26ZM28 131H30V130H28ZM43 131H46V130H43ZM49 131V130H48ZM78 131V130H77ZM102 131V130H101ZM170 131V130H169ZM174 131H176L175 129H174ZM182 131H183V129H182ZM186 131V130H185ZM194 131V130H193ZM198 131V130H197ZM200 131V130H199ZM202 131H204V130H202ZM212 131H214V129L212 130ZM222 131V130H221ZM246 131V130H245ZM2 132V131H1ZM1 132H0V207H1V205H3V204H8V205H5L6 207H8V206H10L11 204H13V202H12V199H13V197H11V195H9L8 194V192L6 193V191H4V190H7V186H10L11 184L12 185H14V180H13V178H11V175H10V173L13 171V169H14V167L16 166L15 164L16 163H18V161H17V158H16V162H14L13 161V159L14 158H12V156H16V154L15 153H13L12 154V146H13V144H10L8 147H10L9 148V150H7L8 148H4L3 149V147H2V137H3V134H1ZM10 132H13V131H10ZM40 132H41V130H40ZM51 132V131H50ZM56 132V131H55ZM129 132H131V134H132V130H129ZM134 132H135V130H134ZM180 132H181V130H180ZM188 132V131H187ZM196 132V131H195ZM205 132V131H204ZM211 132V131H210ZM6 133V132H5ZM14 133H15V131H14ZM24 132H22V134H23ZM39 133V132H38ZM77 133V132H76ZM150 133H152V135H150ZM179 133V132H178ZM189 133H191V132H189ZM215 133V132H214ZM13 134V133H12ZM11 134V135H12ZM19 134H21V132L20 133H18L17 132V135H19ZM27 134V133H26ZM37 134V133H36ZM157 134H158V136H157ZM171 134L173 135V131L171 132ZM171 134H168V135H171ZM183 134V133H182ZM181 133H180V135H182ZM212 134H213V132H212ZM10 135V136H11ZM14 135V134H13ZM25 135V134H24ZM23 135V136H24ZM177 136H178V134H176ZM184 135V134H183ZM182 135V136H183ZM198 135V134H197ZM23 136H22V138H23ZM31 136V135H30ZM60 136V135H59ZM74 136V135H73ZM117 136V135H116ZM123 136V135H122ZM125 136V135H124ZM123 136V137H124ZM182 136H180V139H181V137ZM187 136V135H186ZM193 136V135H192ZM12 137H14V136H12ZM11 137V138H12ZM41 137V136H40ZM70 137H72V136H70ZM122 137V138H123ZM174 137V136H173ZM172 137V138H173ZM197 137V136H196ZM211 137H213V136H211ZM54 138V137H53ZM126 138H127V136H126ZM176 138V140L175 141H177V137H175ZM187 138H188V136H187ZM189 138H192V137H189ZM206 138V137H205ZM205 138H201V140H204ZM16 139V138H15ZM21 139V138H20ZM19 138L17 139V140H20ZM35 139V138H34ZM39 138L37 137V139H35L36 140V142H37V140H38ZM72 139H73V137H72ZM179 139V140H180ZM193 139V138H192ZM197 139V138H196ZM222 139V138H221ZM10 140V139H9ZM29 140V139H28ZM40 140V139H39ZM63 140V139H62ZM69 140V139H68ZM79 140V139H78ZM182 140H185V137H184V139H181L179 142H181ZM187 140V139H186ZM189 140V139H188ZM187 140V141H188ZM195 140V139H194ZM193 140V141H194ZM198 140H199V142H200V139H199V137H198ZM5 141H6V139H5ZM30 141V140H29ZM44 141V140H43ZM49 141V140H48ZM169 141H170V139H169ZM190 141V140H189ZM192 141V140H191ZM197 141V140H196ZM205 141H207V140H205ZM228 141V140H227ZM11 142V141H10ZM17 142H19V141H16V143H14V145L15 144H17ZM35 142V141H34ZM51 142H53V140L51 141ZM67 142V141H66ZM133 142H132V148H133ZM178 142V141H177ZM178 142V143H179ZM183 142V141H182ZM182 142L180 143V144H182ZM184 142H186V141H184ZM198 142V143H199ZM201 142H204V141H201ZM212 142V141H211ZM250 142V141H249ZM21 143H22V141H21ZM32 143H33V141H32ZM62 144H63V142H61ZM110 142H108L107 144H109ZM188 143V142H187ZM191 143V142H190ZM195 143V142H194ZM197 142L195 143V144H198ZM208 143L210 144V141H208ZM226 143V142H225ZM35 144V143H34ZM38 144V143H37ZM40 144L42 145V143L40 142ZM172 144H174V139H173V143ZM172 144H171V149H173L172 148ZM177 144V143H176ZM200 144V146H201V144L202 143H199ZM238 144H239V142H238ZM18 145V144H17ZM26 145V144H25ZM39 145V144H38ZM49 145V144H48ZM184 145H185V143H184ZM187 145V144H186ZM203 145V144H202ZM216 145V144H215ZM37 146V145H36ZM65 146V145H64ZM112 146V145H111ZM174 146V145H173ZM178 146L179 145H177V147L176 146H174L176 149L178 148ZM182 146V145H181ZM188 146V145H187ZM223 146V145H222ZM229 146V145H228ZM4 147H6V146H4ZM30 147V146H29ZM33 147H34V145H33ZM47 147V146H46ZM110 147V146H109ZM113 147V146H112ZM125 147V146H124ZM127 147V146H126ZM180 147V146H179ZM186 147V146H185ZM189 147V146H188ZM191 147H192V145H191ZM197 147V146H196ZM208 147V146H207ZM260 147V146H259ZM13 148H15V147H13ZM18 148V147H17ZM16 148V149H17ZM21 148V147H20ZM19 148V149H20ZM38 148H39V146H38ZM42 148H44L43 146H42ZM50 148L52 149V150H54V151H59L54 145H51L50 146ZM131 148V149H132ZM16 149H14V151L16 150ZM27 149V148H26ZM30 149H33V148H30ZM36 149H37V147H36ZM74 149V148H73ZM113 149H114V147H113ZM189 149V148H188ZM193 149V148H192ZM196 149V148H195ZM198 149V148H197ZM205 149V148H204ZM83 150V149H82ZM185 150V149H184ZM183 149L181 150V153H182V151H184ZM191 150V149H190ZM19 151H21V150H19ZM40 151H41V146H40ZM39 151V152H40ZM47 151V150H46ZM61 151V150H60ZM117 151V150H116ZM131 151V150H130ZM172 151V150H171ZM195 151V150H194ZM193 150H192V152H194ZM16 152V151H15ZM18 152V151H17ZM30 152V151H29ZM31 152H32V150H31ZM36 152V151H35ZM76 152V151H75ZM119 152V151H118ZM186 152H188V150H187V148H186ZM192 152H190V153H188V155H190ZM217 152V151H216ZM169 153V154H168ZM178 153V152H177ZM181 153H178V154H181ZM195 153V152H194ZM210 153V151H208V154ZM22 154V153H21ZM31 154V153H30ZM33 154V153H32ZM39 154V153H38ZM70 154V153H69ZM178 154H176V155H178ZM212 154V153H211ZM221 154V153H220ZM223 154V153H222ZM36 155H37V153H36ZM40 155V154H39ZM54 155V154H53ZM52 155V156H53ZM182 155V154H181ZM188 156L187 154H184V156ZM205 155V154H204ZM20 156V155H19ZM18 156V154H17V157H19ZM22 157H23V155H21ZM35 156V155H34ZM38 156V155H37ZM37 156H35V157H37ZM51 156V157H52ZM183 156V155H182ZM182 156H180V155H178V157H182ZM192 156H194V155H192ZM191 156V157H192ZM209 156V155H208ZM214 156V155H213ZM30 157H32V155L30 156ZM39 157V156H38ZM37 157V158H38ZM189 157L190 156H188V158L186 157V160L187 159H189ZM203 157V156H202ZM206 157V156H205ZM21 158V157H20ZM37 158H35V159H37ZM53 158H55V157H53ZM193 158V157H192ZM199 158H200V156H199ZM210 158H212L211 156H210ZM22 159V158H21ZM20 159V161L22 162V160ZM23 159H24V157H23ZM47 159V158H46ZM182 159H184V158H182ZM205 159V158H204ZM216 159V158H215ZM38 160H39V158H38ZM37 160V161H38ZM176 160V159H175ZM19 161V162H20ZM27 161V160H26ZM109 161V160H108ZM181 161V160H180ZM189 162H188V164H189V166L191 165L192 167H195L194 165H193V161H190V159L188 160ZM174 162H176V161H173V164H174ZM177 162H179V159H178V161ZM206 162V161H205ZM214 162H216V161H214ZM34 163L35 162H33V165H34ZM37 163V162H36ZM58 163H59V161H58ZM200 163V162H199ZM207 163V162H206ZM31 164V163H30ZM177 164H179V163H177ZM176 164V165H177ZM185 164H187L186 162H185ZM188 164H187V168H189V166H188ZM19 165V164H18ZM29 165V164H28ZM32 165V164H31ZM107 165V164H106ZM182 165V164H181ZM202 165V164H201ZM204 165V164H203ZM214 165V164H213ZM21 167L23 166V165H20ZM42 167V164H38L36 167ZM58 166V165H57ZM98 166V165H97ZM175 166V165H174ZM29 167V166H28ZM34 167L35 166H33V168H32V171H33V169H34ZM178 167V166H177ZM183 167V166H182ZM182 167H180V165H179V167L178 168H182ZM197 167V166H196ZM24 168V167H23ZM23 168H20L21 170L23 169ZM31 167H29L28 169L29 170H31L30 169ZM110 168V167H109ZM199 168V167H198ZM214 168V167H213ZM212 168V169H213ZM25 169H26V167H25ZM60 169V168H59ZM175 169H176V166H175ZM200 169V168H199ZM204 169V168H203ZM14 170H16V169H14ZM28 170V171H29ZM58 170V169H57ZM77 170V169H76ZM107 170V169H106ZM173 170V169H172ZM182 170V169H181ZM220 170V169H219ZM26 172L25 173V175H27V173L29 174L30 172ZM34 171H35V169H34ZM63 171V170H62ZM111 171V170H110ZM190 171V170H189ZM19 172V171H18ZM20 172H22V171H20ZM20 172L18 173V178H17V176H15L16 177V179H19V174H20ZM187 172V171H186ZM234 172V171H233ZM24 173V172H23ZM33 173V172H32ZM172 173H174V172H172ZM184 173V174H183ZM188 173V172H187ZM192 173V172H191ZM201 173V172H200ZM206 173V172H205ZM213 173V172H212ZM14 174V173H13ZM41 174V173H40ZM10 175V176H9ZM30 175H32V174H30ZM74 174H72V176H73ZM13 176V175H12ZM175 175L173 174V177H174ZM205 176V175H204ZM203 176V177H204ZM14 177V178H15ZM29 177V176H28ZM31 177V176H30ZM173 177H172V179H173ZM191 177V176H190ZM246 177V176H245ZM20 178H22L21 176H20ZM26 178V177H25ZM74 178V177H73ZM76 178V177H75ZM176 178H174L175 180H177ZM171 179V180H172ZM174 179H173V182H174ZM170 180V181H171ZM190 180V179H189ZM202 180V179H201ZM206 180V179H205ZM25 181H27V178H26V180ZM29 181V180H28ZM64 182H65V180H63ZM103 181V180H102ZM169 181V182H170ZM194 181V180H193ZM192 181V182H193ZM213 181V180H212ZM24 182V181H23ZM100 182H101V180H100ZM187 182V181H186ZM198 182V181H197ZM196 182V183H197ZM215 182V181H214ZM247 182H248V180H247ZM21 183V182H20ZM175 183V182H174ZM200 183V182H199ZM246 183V182H245ZM23 184V183H22ZM28 184V183H27ZM44 184V183H43ZM76 184V183H75ZM103 184V183H102ZM169 184V183H168ZM173 184V183H172ZM193 184V183H192ZM201 184V183H200ZM16 185L18 186V188H20V190L22 191V189H21V187H20V185H19V183L16 181ZM24 185V184H23ZM69 185V184H68ZM197 185H199V184H197ZM196 185V186H197ZM25 186V185H24ZM24 186H22V187H24ZM191 186V185H190ZM195 186V187H196ZM201 186H203V185H201ZM256 186V185H255ZM7 187V188H6ZM59 187H61V186H59ZM67 187V186H66ZM98 187V186H97ZM168 187H169V185H168ZM200 187V186H199ZM29 188V187H28ZM27 188V189H28ZM189 188V187H188ZM27 189H26V191H27ZM55 189V188H54ZM203 189V188H202ZM16 190H17V188H16ZM19 190V191H20ZM24 190H25V188H24ZM64 190V189H63ZM26 191H24V192H26ZM53 191V190H52ZM200 191V190H199ZM213 191V190H212ZM11 192H14L13 190L11 191ZM27 192H29V191H27ZM76 192V191H75ZM188 192V191H187ZM19 193V192H18ZM87 193H88V191H87ZM204 193H205V190H204ZM14 194V193H13ZM20 194H22V193H20ZM44 194V193H43ZM70 194V193H69ZM258 194V193H257ZM30 195H34L33 197L34 198H37V199H41L42 198V196L40 195V194H37V193H31ZM190 195V194H189ZM197 195H198V193H197ZM197 195H196V197H197ZM13 196V195H12ZM70 196H71V194H70ZM192 196V195H191ZM230 196V195H229ZM16 197H17V195H16ZM19 197H20V195H19ZM199 197V196H198ZM201 197V196H200ZM200 197H199V199H200ZM53 198V197H52ZM71 197H69V199H70ZM86 197H84V199H85ZM191 198V197H190ZM18 199H20V198H18ZM194 199L196 200V198L194 197ZM193 199V200H194ZM206 199V198H205ZM42 200V199H41ZM50 200V199H49ZM52 200V199H51ZM192 200V201H193ZM194 200V201H195ZM15 201V200H14ZM18 201V200H17ZM53 201V200H52ZM176 201V202H175ZM240 201V200H239ZM20 202V201H19ZM23 202V201H22ZM51 202V201H50ZM190 202H191V200H190ZM189 202V203H190ZM198 202V201H197ZM202 202H203V199H202ZM24 203V202H23ZM53 203V202H52ZM63 203V202H62ZM177 203V204H176ZM193 203H195V202H193ZM192 203V204H193ZM25 204V203H24ZM40 204V203H39ZM176 204V205H175ZM200 204V202H198V205ZM52 205V204H51ZM189 205V204H188ZM202 205V204H201ZM14 206V205H13ZM27 206V205H26ZM29 206V205H28ZM241 206V205H240ZM4 207V206H3ZM2 208V207H1ZM42 208V207H41ZM90 208V207H89ZM100 208V207H99ZM196 208V207H195ZM199 208V207H198ZM14 209V208H13ZM19 209V208H18ZM30 209V208H29ZM98 209V208H97ZM190 209H192V208H190ZM1 210V209H0ZM15 210V209H14ZM193 210V209H192ZM195 210H197V208L196 209H194V211ZM2 211V210H1ZM19 211V210H18ZM191 211V210H190ZM55 212V211H54ZM192 212V211H191ZM198 214V213H197ZM32 215H34V214H32ZM12 216L15 218V219H17V220H19L20 219V215L16 212H13V214H12ZM228 216V215H227ZM34 218H36L37 216L36 215H34L33 216ZM72 218V217H71ZM189 218H191V217H189ZM187 220H189V219H187ZM192 222V221H191ZM46 221H43V225H46ZM203 223V220L201 219V220H196V224L197 225H201ZM183 225V224H182ZM35 227V226H34ZM95 227V226H94ZM107 227V228H106ZM7 228V229H6ZM9 227L8 226H6V220L3 218V217H1L0 216V264H28V262L32 259V257L34 256V254H38V253H42L46 248L45 247H48V244L46 245L45 244V242H47L44 238H40V237H38V233L37 232H34V231H31V230H20V229H18L17 230V228L15 227V226H12V228H10V229H8ZM164 228H167L166 229V232H163V230H164ZM6 229V230H5ZM31 229V228H30ZM106 232V231H105ZM106 232V233H107ZM94 233V232H93ZM98 233H100V231L98 232ZM182 233V232H181ZM181 233L179 234V236L181 235ZM94 234H96V233H94ZM93 234V235H94ZM97 235V234H96ZM169 236H171V238H169ZM182 236V235H181ZM21 238V237H24L26 240H27V242H28V244H29V253L26 255V257H22V254L18 251V248H15V247H13L14 246V244H15V238ZM41 240H40V239ZM71 238V237H70ZM169 238V241L167 242V239ZM69 239V238H68ZM105 240L106 241V244H105V246H103V245H101V244H99V241H101V240ZM76 240V239H75ZM213 241V240H212ZM68 242V241H67ZM69 242H70V240H69ZM43 243L46 245H43ZM178 244L179 243H177V246H178ZM160 245L163 247V250L161 249V254L160 255H162V257L160 258L158 255H159V247H160ZM182 245V244H181ZM45 246V247H44ZM158 249V250H157ZM188 250H189V252L192 254L193 253V249H191V248H188ZM159 253H158V252ZM48 253V252H47ZM97 255V254H96ZM100 258V257H99ZM52 260V259H51ZM62 260V259H61ZM44 261V260H43ZM56 261H60V259H57ZM52 264L53 263H55V261L54 260H52V261H50ZM90 262V261H89ZM92 262V261H91ZM91 264V263H90ZM183 264V263H182Z\"/></svg>", "mask_w": 264, "mask_h": 264}]
</instances>
